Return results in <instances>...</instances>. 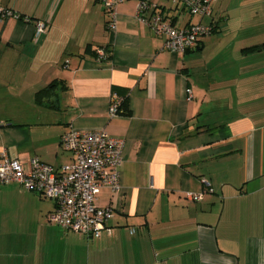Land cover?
Instances as JSON below:
<instances>
[{
  "label": "crops",
  "instance_id": "obj_1",
  "mask_svg": "<svg viewBox=\"0 0 264 264\" xmlns=\"http://www.w3.org/2000/svg\"><path fill=\"white\" fill-rule=\"evenodd\" d=\"M139 1L112 26L96 0H0L14 13L0 18V163L67 166L71 129L125 142L121 192L98 197L112 234L64 231L52 200L0 185V264H264V0H218L186 54L163 48ZM150 1L176 28L199 21ZM113 94L130 115L110 116Z\"/></svg>",
  "mask_w": 264,
  "mask_h": 264
},
{
  "label": "built area",
  "instance_id": "obj_2",
  "mask_svg": "<svg viewBox=\"0 0 264 264\" xmlns=\"http://www.w3.org/2000/svg\"><path fill=\"white\" fill-rule=\"evenodd\" d=\"M104 5L110 25L114 26L117 6L122 0H96ZM183 6L189 15L199 21L187 28H176L150 0H140L138 14L153 35L161 38L163 48L173 54H186L198 48L201 39L213 32V26L202 22L210 18L218 0H169ZM10 10H1L0 18L13 16ZM46 31V24L36 27V36ZM98 61L106 60V50H97ZM116 94L111 97L109 113L119 116L122 103ZM124 139L116 138L105 131H79L71 129L61 138L62 148L73 156L72 163L60 169L34 157L30 169L25 171L16 159L3 157L0 163V185L18 183L23 189L41 194L52 200L55 210L49 221L64 231H73L90 239H99L112 234L109 222L116 210L98 204V197L105 189L121 192L119 167L123 162ZM200 197L198 196L199 199ZM134 233V231H132Z\"/></svg>",
  "mask_w": 264,
  "mask_h": 264
},
{
  "label": "trees",
  "instance_id": "obj_3",
  "mask_svg": "<svg viewBox=\"0 0 264 264\" xmlns=\"http://www.w3.org/2000/svg\"><path fill=\"white\" fill-rule=\"evenodd\" d=\"M88 51H89V50H88ZM109 59H111L110 54H108L107 57H106V60H109ZM52 87H53V84L50 85V87H49L48 89H50V88H52ZM44 91H45V90L40 91V92L38 93V96H39L40 94H42ZM118 111H119V115H125V116L130 115V111H129V108H128V102H127V99H124V100L122 101L121 105L119 106V110H118Z\"/></svg>",
  "mask_w": 264,
  "mask_h": 264
}]
</instances>
